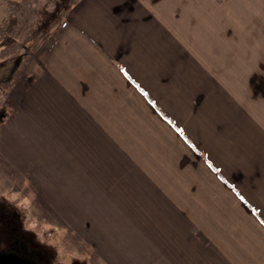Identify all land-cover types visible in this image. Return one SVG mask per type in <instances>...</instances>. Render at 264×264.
Segmentation results:
<instances>
[{"label":"crops","instance_id":"crops-1","mask_svg":"<svg viewBox=\"0 0 264 264\" xmlns=\"http://www.w3.org/2000/svg\"><path fill=\"white\" fill-rule=\"evenodd\" d=\"M4 20L0 183L98 264H264V0H76L37 57Z\"/></svg>","mask_w":264,"mask_h":264},{"label":"rangeland","instance_id":"rangeland-1","mask_svg":"<svg viewBox=\"0 0 264 264\" xmlns=\"http://www.w3.org/2000/svg\"><path fill=\"white\" fill-rule=\"evenodd\" d=\"M75 1L0 0L1 18L6 19L2 27H16L18 41L23 40L21 32L28 31L31 37L27 46L37 57L40 47L48 49L53 45ZM34 20L44 23L38 25ZM22 187L21 183H0V219L8 222L0 231V258L19 264H98L94 246L81 238L38 192ZM15 220L17 233L10 235L9 230V236L8 229Z\"/></svg>","mask_w":264,"mask_h":264},{"label":"flooded vegetation","instance_id":"flooded-vegetation-1","mask_svg":"<svg viewBox=\"0 0 264 264\" xmlns=\"http://www.w3.org/2000/svg\"><path fill=\"white\" fill-rule=\"evenodd\" d=\"M0 209H1V206H0ZM1 217V216H0ZM6 220V218H4L2 221H1V219H0V231H2V229H4L5 227V224H7L8 222L7 221H5ZM18 223L16 222V220L13 222V224L10 226L11 227V229H8V235L10 234V231L9 230H12V232H11V234L10 235H13L14 233H17V227H16V225H17ZM15 226V227H14ZM13 227V228H12ZM9 235V236H10ZM5 257V256H4ZM0 264H19L17 261H10V260H5L4 258L2 259V258H0ZM20 264H22V263H20Z\"/></svg>","mask_w":264,"mask_h":264}]
</instances>
